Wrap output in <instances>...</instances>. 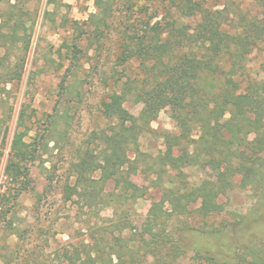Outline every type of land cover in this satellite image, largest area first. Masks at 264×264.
Instances as JSON below:
<instances>
[{
  "label": "trees",
  "instance_id": "obj_1",
  "mask_svg": "<svg viewBox=\"0 0 264 264\" xmlns=\"http://www.w3.org/2000/svg\"><path fill=\"white\" fill-rule=\"evenodd\" d=\"M213 1L221 0H155L151 7L129 8L147 20L138 15L119 32L116 64L123 70L113 77L112 92L101 104L104 118L114 123L112 132L103 134L105 149L99 155H81L73 166L75 181L66 188L67 199L78 197L82 210L111 206L114 214L103 227L94 228L92 242L84 253L76 252L73 264H264V241L237 256L229 252L218 258L186 245L180 235L185 230L204 232L184 223V216L195 214L204 225L221 214L224 205L219 198L234 189L239 177L264 187V82L245 75L248 56L264 43V19L239 13L231 25L234 14L227 4L218 10ZM105 2L97 0L100 8ZM11 8H19V3ZM107 12L114 18L112 8ZM18 19L0 22V51L20 42L25 53L30 50L31 27L24 25L22 16ZM0 61V68L7 69L4 59ZM23 63L9 66L3 81H20ZM134 63L135 73H126ZM129 100L143 105L138 116L125 107ZM168 105H173L176 133L152 128ZM24 119L25 110L20 127ZM25 136V131L15 134L6 166L20 192L27 190L26 166L35 159ZM144 137L162 139L165 151L150 156L152 162L145 165L156 175L153 182L162 198L152 203L140 223L131 219L133 203L147 190L127 174L140 169ZM201 163L218 165L222 172L192 191L184 184L182 170ZM98 171L101 176L95 179L92 175ZM109 180L115 181V189L105 196ZM198 200L200 207L191 211L188 206ZM189 251L196 252L186 263Z\"/></svg>",
  "mask_w": 264,
  "mask_h": 264
},
{
  "label": "rangeland",
  "instance_id": "obj_2",
  "mask_svg": "<svg viewBox=\"0 0 264 264\" xmlns=\"http://www.w3.org/2000/svg\"><path fill=\"white\" fill-rule=\"evenodd\" d=\"M154 1L106 0L100 8L97 0H0V22L15 23L22 16L24 25L31 27L28 52L22 42L0 51L7 67L0 68V264H73L76 252L84 253L92 242L94 228L103 227L113 217L111 206L82 210L78 197L67 199L66 188L75 181L73 166L81 155L86 151L99 155L105 149L103 134L112 132L114 123L104 118L101 104L112 92L113 77L123 70L116 64L119 32L126 21L133 23L138 15H145L132 14L129 8L151 7ZM17 3L23 13L11 8ZM225 4L234 14L231 25L236 24L239 13L264 19V0L214 2L218 10ZM111 8L114 18L107 14ZM22 60V79L9 84L3 81L9 66ZM135 71L134 63L126 73ZM245 75L247 80L264 82V43L248 56ZM125 107L136 116L143 110L142 104L130 100ZM23 110L25 119L20 127ZM172 113L173 105L165 106L152 128L176 133ZM20 131H25L24 141L35 156L26 166L24 192L6 173L13 138ZM140 142L141 153H145L139 158L140 169L127 175L147 190L143 198L134 201L130 217L141 223L152 203L162 198L161 189L153 182L156 175L145 165L165 147L162 139L144 137ZM179 153L174 150L175 156ZM129 155L134 159L133 152ZM221 172L213 163L182 170L184 184L192 191L204 181L216 180ZM92 176L99 179L101 173ZM114 189L115 181L109 180L103 194ZM219 202L224 211L204 225L195 214L184 216V223L204 231L180 232L186 245L224 258L229 252L237 256L244 248L264 241L263 185L239 177L234 189ZM188 207L195 211L200 201ZM195 252L189 251L184 262H192Z\"/></svg>",
  "mask_w": 264,
  "mask_h": 264
}]
</instances>
